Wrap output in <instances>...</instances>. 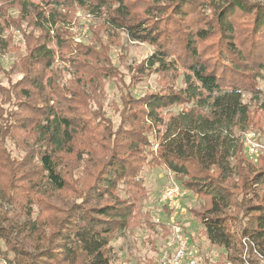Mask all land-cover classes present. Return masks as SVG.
Segmentation results:
<instances>
[{
	"label": "trees",
	"instance_id": "1",
	"mask_svg": "<svg viewBox=\"0 0 264 264\" xmlns=\"http://www.w3.org/2000/svg\"><path fill=\"white\" fill-rule=\"evenodd\" d=\"M76 8L100 20L95 35L124 32L155 47L131 83L156 74L161 89L123 95L117 129L99 90L124 79L94 44L71 39L63 23ZM24 22L31 33L23 30L15 64L22 76L0 85L14 108L0 105V195L29 217L32 204L42 207L14 229L0 225L11 264H112L115 235L141 223L155 228L141 210L147 166L196 194L200 207L189 212L212 244L230 248L240 236L264 250V152L254 163L241 139L259 125L243 94L264 95V0H0V31ZM12 42L0 36V55ZM8 139L21 159L9 155ZM50 191L65 208L47 202Z\"/></svg>",
	"mask_w": 264,
	"mask_h": 264
},
{
	"label": "rangeland",
	"instance_id": "2",
	"mask_svg": "<svg viewBox=\"0 0 264 264\" xmlns=\"http://www.w3.org/2000/svg\"><path fill=\"white\" fill-rule=\"evenodd\" d=\"M33 1L39 2V0ZM73 13V17L69 20L70 22L63 23V26L71 34V39L76 43L94 44L98 50H101L103 57L106 54L124 79L123 82L115 79H106L99 90L106 115L112 121L114 129H117L120 123L119 110L122 108L121 97L123 95L130 91L134 97L139 98L147 93L150 94L161 89L159 77L156 74L147 75L141 81L131 83L135 73L134 69L154 52L155 47L146 42L131 40L124 32H121L120 37L114 38V40L104 33L95 35L94 31L97 29L100 20L87 9L76 8ZM10 15L17 17L18 11L12 10ZM18 26L19 24H15L4 32L0 31L2 38L5 40L12 38L13 41L11 46L0 55V63L3 67V70H0V85L4 88H10L22 76L15 64L19 62L20 55L25 50V46L22 43L23 30L31 33V28L26 27L27 22L22 23L21 28ZM32 33L37 35L38 31L35 30ZM102 45L103 47L101 48ZM57 63L60 67L65 65L61 61ZM69 78L70 75L68 74L64 76L65 80ZM179 84L182 86L181 81H179ZM260 86L264 89L263 83H260ZM243 101L251 104L252 115L256 121H259V125L251 126L243 131L241 139L244 138L247 132L253 131L258 143L264 147V95L259 100H253L252 94L244 93ZM0 105L5 111L14 110L12 104L5 103L1 95ZM180 110L181 107H175L172 112L178 113ZM154 148L156 149L157 146ZM6 149L9 155L15 159H21L25 154L23 149L19 148L12 139L6 141ZM258 158L250 159L257 163ZM142 174L145 178L148 194L141 202V210L143 212L148 211L152 215L151 221L155 223V228L151 229L145 223H141L132 230L115 235L111 241L114 252L112 264H156L170 232L169 223H180L183 225L189 235L191 245L203 258V264H264V250H252L240 236L238 240H234L230 248H224L210 242L205 234L204 225L189 212L191 207L198 208L201 203L193 192L190 191L187 195L181 197L172 207L170 204L162 205L160 198L173 182L183 186L168 170L163 167L154 168L147 166ZM58 194V192L50 191L46 193L45 199L53 207L63 209L65 206L58 198ZM9 198L8 195H0V225L3 227L14 229L16 225L29 222L31 217L34 219L37 213L41 212L42 206L37 203L32 204L31 210H33L34 214L29 217L28 208L14 204ZM76 201L80 200L77 198ZM160 223L166 225L167 235H165ZM11 247L12 244L9 246V243L0 238V264H11L10 261L14 257Z\"/></svg>",
	"mask_w": 264,
	"mask_h": 264
},
{
	"label": "built area",
	"instance_id": "3",
	"mask_svg": "<svg viewBox=\"0 0 264 264\" xmlns=\"http://www.w3.org/2000/svg\"><path fill=\"white\" fill-rule=\"evenodd\" d=\"M244 145L250 158L259 157L264 147L258 143L253 131L244 136ZM190 191L176 182L167 188L160 198L162 205L174 206L177 201L187 195ZM170 232L165 240L156 264H203V258L191 245L189 235L180 223H169Z\"/></svg>",
	"mask_w": 264,
	"mask_h": 264
}]
</instances>
